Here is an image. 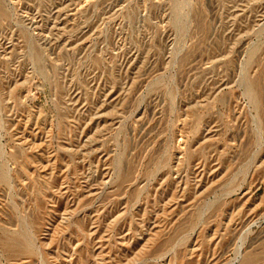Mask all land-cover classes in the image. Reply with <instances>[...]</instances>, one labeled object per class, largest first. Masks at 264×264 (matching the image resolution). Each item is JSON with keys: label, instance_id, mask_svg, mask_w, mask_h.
<instances>
[{"label": "rangeland", "instance_id": "rangeland-1", "mask_svg": "<svg viewBox=\"0 0 264 264\" xmlns=\"http://www.w3.org/2000/svg\"><path fill=\"white\" fill-rule=\"evenodd\" d=\"M0 264H264V0H0Z\"/></svg>", "mask_w": 264, "mask_h": 264}]
</instances>
